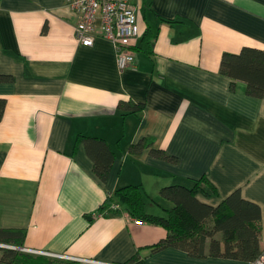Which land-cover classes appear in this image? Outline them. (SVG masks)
Instances as JSON below:
<instances>
[{"label": "crops", "instance_id": "1", "mask_svg": "<svg viewBox=\"0 0 264 264\" xmlns=\"http://www.w3.org/2000/svg\"><path fill=\"white\" fill-rule=\"evenodd\" d=\"M134 3L141 29L135 64L120 68L111 40L77 39L79 14L68 0H0V73L12 75L0 81V225L26 228L17 248L55 256L250 264L174 247L151 253L167 235L163 225L131 216L118 202L107 213L99 208L117 188L137 184L145 211L167 215L174 204L161 188L205 176L216 190L198 193L200 200L217 204L240 188L260 205L264 248V95L247 94L240 80L232 89L220 71L223 52L264 49V0ZM145 33L151 53L141 49ZM123 101L144 106L125 111ZM88 137L105 139L113 151L104 179L95 170L108 163L99 159L103 148ZM141 140L176 160L150 145L132 147Z\"/></svg>", "mask_w": 264, "mask_h": 264}, {"label": "trees", "instance_id": "2", "mask_svg": "<svg viewBox=\"0 0 264 264\" xmlns=\"http://www.w3.org/2000/svg\"><path fill=\"white\" fill-rule=\"evenodd\" d=\"M142 41L141 49L151 53L153 40L150 39L148 33L144 34ZM129 49L136 51L138 48L132 44L129 45ZM220 66L221 73L231 79L232 89L236 88V81L240 80L245 83L247 94L264 95V49L245 45L238 52L225 51L222 54ZM11 78L12 75L0 73V81H7ZM5 106L6 99L0 98V120ZM143 106L141 102L123 101L119 103V108L125 111L130 110V112H136ZM84 138L85 135L79 136V140ZM85 140H88V143H99L103 148L100 158L99 153H95V158H105V162L108 163H105L102 169L100 163L97 162L95 170L103 179L106 178L109 164L114 156L113 151L105 139L88 137ZM147 145L151 146V152L157 156L174 161L177 158L176 155L154 145L152 141L141 140L132 147ZM210 190H216V188L205 176L194 180L192 185L179 183L164 185L160 192L174 205L168 209L167 215H155L145 211L140 186L128 184L117 188L110 194L99 210L107 213L106 209L118 202L131 216L163 225L167 230V235L150 246L151 253L174 247L196 257L213 256L254 260L261 251L260 205L245 198L240 188L231 191L217 204H210L198 198V193L208 194ZM120 209L118 206V210ZM25 233L26 228H9L0 225V243L21 246ZM0 250L2 251L0 264H85L19 248L0 246ZM144 260L140 254L136 253L127 260L126 264H145Z\"/></svg>", "mask_w": 264, "mask_h": 264}, {"label": "built area", "instance_id": "3", "mask_svg": "<svg viewBox=\"0 0 264 264\" xmlns=\"http://www.w3.org/2000/svg\"><path fill=\"white\" fill-rule=\"evenodd\" d=\"M68 4L79 14L75 35L82 44L91 45L98 36L106 37L115 45L120 68L135 64V54L129 45L138 38L141 29L134 0H68ZM136 223L142 224L143 221L137 220ZM91 263L118 264L98 260ZM250 264H264V248Z\"/></svg>", "mask_w": 264, "mask_h": 264}, {"label": "rangeland", "instance_id": "4", "mask_svg": "<svg viewBox=\"0 0 264 264\" xmlns=\"http://www.w3.org/2000/svg\"><path fill=\"white\" fill-rule=\"evenodd\" d=\"M11 246L17 247V245H15V244H12ZM24 250H26V249L24 248ZM30 252H33V251H30ZM41 252H43V253H40V254H45V255L52 256V257H57V258H60V259L71 260V261H78V262L85 263V264H99V263H91V262H93L92 259L79 258V257H74L72 259V258L67 257L66 255L55 256V255H52V254L50 255L48 252H45V251H41ZM34 253H37V252H34Z\"/></svg>", "mask_w": 264, "mask_h": 264}, {"label": "water", "instance_id": "5", "mask_svg": "<svg viewBox=\"0 0 264 264\" xmlns=\"http://www.w3.org/2000/svg\"><path fill=\"white\" fill-rule=\"evenodd\" d=\"M11 245H12V244L0 243V246L11 247V248H17V247L11 246Z\"/></svg>", "mask_w": 264, "mask_h": 264}, {"label": "bare ground", "instance_id": "6", "mask_svg": "<svg viewBox=\"0 0 264 264\" xmlns=\"http://www.w3.org/2000/svg\"><path fill=\"white\" fill-rule=\"evenodd\" d=\"M77 25V24H76ZM140 35V34H139ZM98 37H100V36H98ZM101 37H103V36H101ZM104 38H106V37H104ZM108 39V38H107ZM110 40V39H109ZM92 45V44H91Z\"/></svg>", "mask_w": 264, "mask_h": 264}]
</instances>
